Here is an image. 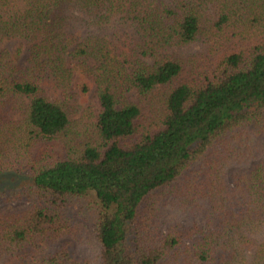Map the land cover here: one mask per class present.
<instances>
[{
  "label": "trees",
  "instance_id": "16d2710c",
  "mask_svg": "<svg viewBox=\"0 0 264 264\" xmlns=\"http://www.w3.org/2000/svg\"><path fill=\"white\" fill-rule=\"evenodd\" d=\"M198 43L197 77L139 124L127 94L172 85L185 63L167 51ZM93 88L92 129L75 115ZM53 140L64 159L33 157ZM5 172L31 179L0 193L30 203L0 212L5 264H92L53 247L72 231L63 208L92 194L102 264H264V0H0ZM164 203L201 223L158 231Z\"/></svg>",
  "mask_w": 264,
  "mask_h": 264
},
{
  "label": "rangeland",
  "instance_id": "374dc122",
  "mask_svg": "<svg viewBox=\"0 0 264 264\" xmlns=\"http://www.w3.org/2000/svg\"><path fill=\"white\" fill-rule=\"evenodd\" d=\"M111 28L112 27L109 26L108 32L112 33L113 29ZM122 29L127 28L123 27ZM81 32L83 35L88 34V31L85 29L81 30ZM16 44L17 40L15 39L5 40L1 49L12 53ZM167 52L184 61V70L181 76L172 85L168 87L160 86L152 94L144 98H140L136 90L127 94L130 101L140 104L143 108V114L138 121V123L143 126L150 124V119L157 111L161 110L165 98L171 89L177 87L181 83L192 81L197 77L196 75L199 73L198 68L202 69V64H196V62L200 60L201 55L205 54L206 50L201 43H198L182 49H170ZM77 106L80 107V110L79 113L75 115V119L81 120L85 126L91 125L93 129V124L96 121L95 117L100 111L95 88L92 89L88 96L83 97L78 102ZM11 119H16V117H11ZM85 126L80 127L85 129ZM151 130L157 131V128L153 127ZM133 141H135V139L128 140L129 143ZM43 155L54 157L56 160L64 159L66 157L65 146L60 140L42 141L34 149L33 157L37 158ZM253 164L254 162H250L246 165L229 168L226 173L227 182L231 184L232 176L235 172L248 170ZM30 183L31 179L28 176L20 175L15 172L0 173V193L17 190L25 184ZM28 206H30L28 201L14 202L1 206L0 212L21 211ZM96 207L97 199L95 195L92 194L88 201H75L63 208L64 216L66 220L70 222L72 231L68 236L53 246L54 250L67 247L79 261L102 264L103 248L96 233ZM164 207L163 211L158 213L155 221L157 230L160 232L169 233L172 231L171 229L181 230L192 227L195 223H201L200 217H187L188 215L185 213L180 214L176 211L178 207L172 208L169 203H164ZM184 243L190 244L191 241L186 240ZM181 255L184 254L181 252ZM167 260L164 264H176L172 259H170L169 262ZM0 264H5V261L0 259Z\"/></svg>",
  "mask_w": 264,
  "mask_h": 264
}]
</instances>
